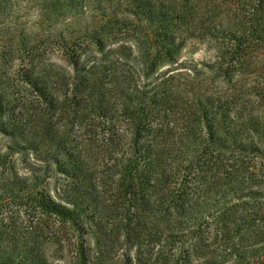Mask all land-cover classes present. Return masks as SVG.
Here are the masks:
<instances>
[{
	"label": "rangeland",
	"instance_id": "obj_1",
	"mask_svg": "<svg viewBox=\"0 0 264 264\" xmlns=\"http://www.w3.org/2000/svg\"><path fill=\"white\" fill-rule=\"evenodd\" d=\"M180 1L165 0L160 23L147 0H0V234L11 241L0 264H69L57 232L72 205L58 194L77 183L70 161L85 153L93 179L124 164L107 183L127 168L146 234L154 179L184 194L189 216L163 204L166 252L147 237L129 242L140 264H264V34L248 58L226 57L236 9L251 1ZM97 91L119 97V111Z\"/></svg>",
	"mask_w": 264,
	"mask_h": 264
},
{
	"label": "trees",
	"instance_id": "obj_2",
	"mask_svg": "<svg viewBox=\"0 0 264 264\" xmlns=\"http://www.w3.org/2000/svg\"><path fill=\"white\" fill-rule=\"evenodd\" d=\"M147 1L154 4V11L152 12H154L158 22L165 21L167 15L164 12L172 7L166 6L164 4L165 0ZM250 1V6L247 3H239L236 9L238 16L241 18L239 20L240 23H237L240 26L239 29L237 30L236 26L229 27L230 31L234 32V41L228 46L225 56L234 60H237L236 58H248L250 53L260 45L258 43L260 37L256 36V33L264 34V0ZM171 2L173 7H185L183 1L171 0ZM247 8H252L251 11L249 10V14L245 13L248 11ZM232 12V10L229 12V20L231 22L234 21L231 19ZM83 50L84 53H82ZM88 51V49L80 48L78 58L80 59L82 54L85 55V52L87 55ZM103 95L100 91L95 94L99 105L109 106L108 110H106L108 112L114 109L119 111L113 104L121 103L122 105L123 101L116 96L109 104V102L106 103L107 100H102ZM15 127L20 130L19 125H15ZM104 129L110 131L111 139L109 141H111L112 145L119 143L117 120L107 121L104 124ZM152 152L154 154V165L157 167L161 165L163 157L157 150L154 153L153 147ZM85 155L86 158L84 156L76 161H70V164H75L73 174L77 183L74 186L67 184L62 189V193L58 194L61 200L72 205V208L67 206L61 208L59 215L62 219H59L60 230L57 232L62 234L59 247L67 254L69 264H140L139 254L131 253L128 245L130 241L135 244L146 237L149 240H154V245H160V250L166 252V248L169 245L168 238L170 237L167 231L171 230V228L168 221L162 218L163 204L171 200V202H174L173 208L180 216H189L192 212L185 210L180 212L186 204L184 194L177 199L173 193H163L161 187L163 182L154 179V185H152L154 187V230L146 234L144 232L148 231L142 226L137 216L148 218V215L143 211L145 210V204L138 205L136 203V185L132 187L134 195L131 193L128 196L126 193V188H130V185H133V182L125 184L127 173L124 170L127 168H124L116 185L113 186L107 183L108 176L115 175L116 172L122 169L124 164L120 159H117L115 168H120L119 170H110L111 174L109 171H102L100 174L97 173L98 177L95 176L93 179L92 173L95 172L96 174L97 166L95 167L92 164L91 168L94 171L89 173L86 163L87 160L93 157L88 153H85ZM96 184L100 187L96 186ZM124 199H127V203H130L131 200L132 208L126 206L128 204L123 201ZM132 209L133 211H131ZM259 210V212H264V206L260 207ZM9 243H11L10 238L0 234V246H3V244L9 245ZM124 244L125 249L122 247ZM120 248H122L121 251Z\"/></svg>",
	"mask_w": 264,
	"mask_h": 264
}]
</instances>
